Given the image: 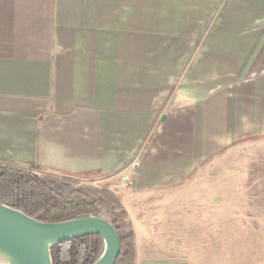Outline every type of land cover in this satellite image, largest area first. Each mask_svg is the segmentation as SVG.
<instances>
[{
    "label": "crops",
    "instance_id": "0c3cea01",
    "mask_svg": "<svg viewBox=\"0 0 264 264\" xmlns=\"http://www.w3.org/2000/svg\"><path fill=\"white\" fill-rule=\"evenodd\" d=\"M252 137L264 0H0V163L115 194L136 264H189L160 201Z\"/></svg>",
    "mask_w": 264,
    "mask_h": 264
},
{
    "label": "rangeland",
    "instance_id": "374dc122",
    "mask_svg": "<svg viewBox=\"0 0 264 264\" xmlns=\"http://www.w3.org/2000/svg\"><path fill=\"white\" fill-rule=\"evenodd\" d=\"M180 188L161 213L178 223L173 244L189 264H225V244L228 264H264V137L231 144Z\"/></svg>",
    "mask_w": 264,
    "mask_h": 264
},
{
    "label": "trees",
    "instance_id": "16d2710c",
    "mask_svg": "<svg viewBox=\"0 0 264 264\" xmlns=\"http://www.w3.org/2000/svg\"><path fill=\"white\" fill-rule=\"evenodd\" d=\"M0 203L40 221L103 215L114 227L120 252L114 264H136L135 232L120 199L107 189L0 163ZM98 235L51 246L53 264H93L102 250Z\"/></svg>",
    "mask_w": 264,
    "mask_h": 264
},
{
    "label": "water",
    "instance_id": "95a60500",
    "mask_svg": "<svg viewBox=\"0 0 264 264\" xmlns=\"http://www.w3.org/2000/svg\"><path fill=\"white\" fill-rule=\"evenodd\" d=\"M85 235L102 239L101 253L93 264L115 263L120 241L103 215L46 222L0 203V264H53L51 246Z\"/></svg>",
    "mask_w": 264,
    "mask_h": 264
},
{
    "label": "built area",
    "instance_id": "2783aa9c",
    "mask_svg": "<svg viewBox=\"0 0 264 264\" xmlns=\"http://www.w3.org/2000/svg\"><path fill=\"white\" fill-rule=\"evenodd\" d=\"M125 178V177H124Z\"/></svg>",
    "mask_w": 264,
    "mask_h": 264
}]
</instances>
